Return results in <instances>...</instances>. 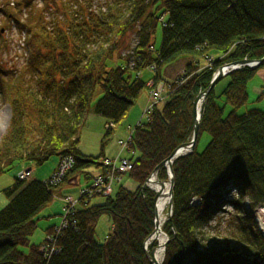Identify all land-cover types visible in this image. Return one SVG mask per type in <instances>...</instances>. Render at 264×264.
Returning <instances> with one entry per match:
<instances>
[{
	"label": "trees",
	"instance_id": "obj_1",
	"mask_svg": "<svg viewBox=\"0 0 264 264\" xmlns=\"http://www.w3.org/2000/svg\"><path fill=\"white\" fill-rule=\"evenodd\" d=\"M95 1L5 4L10 10L5 15L18 21L29 40L24 64L2 70L0 89L12 118L0 143V176L24 163L41 166L53 156L72 157L74 164L58 185L50 179L16 178L4 190L9 202L0 211V264H149L144 244L155 231V193L146 182L192 139L194 101L209 88L215 71L228 63L264 58V0H112L104 11V6L93 10ZM159 27L162 43L155 50ZM129 33L137 44L123 56ZM212 55L215 67L204 69L202 62ZM182 59L187 60L184 73L163 79V69ZM146 69L155 73L150 86L140 77ZM260 69L264 63L234 71L216 85L205 101L197 140L208 133L210 142L204 151L196 149L173 165V214L163 226L170 239L164 264H264V238L253 218L264 207V111L236 113L247 103L248 83ZM163 82L168 84L166 100L135 127L126 149L132 157L138 154L130 159L129 175L116 174L119 180L109 196L80 194L69 223L41 244L47 253L40 246L20 252L40 213L64 186L81 176L91 180L90 168L103 176L112 172L104 154L115 130L141 95ZM221 99L233 108L228 115ZM91 115L105 119L107 126L97 156L79 149ZM158 177L167 179L165 168ZM126 178L136 184L135 190L123 186ZM96 198L102 201L92 204ZM227 207L234 218L227 220L228 235L219 240L200 235ZM103 216L111 219L112 230L100 243L95 233Z\"/></svg>",
	"mask_w": 264,
	"mask_h": 264
},
{
	"label": "rangeland",
	"instance_id": "obj_2",
	"mask_svg": "<svg viewBox=\"0 0 264 264\" xmlns=\"http://www.w3.org/2000/svg\"><path fill=\"white\" fill-rule=\"evenodd\" d=\"M6 1L8 0H0V81H2V79L5 77V73L3 75L2 70L6 72V71L12 70L13 68L20 67L24 64V62L26 61L28 57L27 50H26V42L27 40H29L28 39L29 36L20 32L21 27L20 25L18 26V21H16L15 19H12L13 21H11L5 15L6 12L10 13V10L5 6ZM9 1L13 2L14 0H9ZM63 1L64 0H62V2ZM111 1L112 0H96L95 2H93V10L99 11L104 6L103 7V11H104L107 9V4H109ZM35 3L36 5L40 7L42 6V4H44V2L42 3V0H35ZM13 15L17 18L19 17L21 18L19 13H17L16 15L13 13ZM125 43L126 44L123 47H121L122 49L121 53L123 56L130 54L133 48L136 46L137 41H136L135 34L129 33L127 37L125 38ZM161 43H162V34H161V27H159L156 33V36H155V44H154L155 50L160 48ZM226 58L227 57H223L222 59H226ZM215 60H216V57H214L213 55L210 57H207V59L202 62V65L206 66L203 68L213 69L215 67ZM251 61H254V60H251ZM230 64L232 63L225 64L224 66H227ZM186 65H187L186 59L179 60L173 65H170L166 67L165 69H163L161 75L163 79H165L166 81L174 80L176 79L177 76L184 73V69ZM259 66L260 65L256 62V63L251 64L250 67L240 66L235 71L242 70L243 68L256 69ZM219 69L215 71L214 77L219 74ZM154 76H155V73L151 69L144 70L140 75L142 80L145 82L152 81ZM166 84L167 83L163 82L160 87L161 94H165V96L167 94L165 92L168 90V84L167 85ZM247 87H248V94H249L248 101L244 106L237 109L236 113H238L239 115H243L247 113L248 111H250L251 109H260L264 111V69H260L256 72L253 79L248 83ZM220 88L221 87H219L218 89ZM100 94L101 92L99 91L97 93V96ZM162 96L163 95H161V97ZM157 101L158 103L161 102L160 100H157ZM151 102H153V96L149 91H146L145 93L141 95L137 104L133 107V109L127 116V119L124 121V123L119 128L115 130L113 139L111 140L110 144L107 146L105 150V154H104L105 160H114V162L115 161L119 162L121 160L120 157H118L120 151L123 149L124 144L126 142H128V146H130L131 142L133 141L132 134L135 130V127L140 125L141 122L147 120L146 116L149 113V111H147V107L149 103ZM155 102L156 101H154V103ZM219 103H220L219 105L225 108V115H228L233 110V108L230 105L225 104L224 99H221ZM90 117L91 116L88 117L86 126L82 130V133H81L82 138L86 136L90 138L86 140L84 143H82L79 146V149L82 153L86 155L97 156L101 152V141L105 134V128L107 126H105V122H106L105 119L101 117H96L92 119L91 121H89ZM11 118H12L11 108L9 104L7 103L6 98L0 89V143L3 137L5 136V134L7 133V130L11 122ZM96 128L99 131L94 134V131ZM130 139L132 140L130 141ZM192 139L189 142H191ZM210 139L211 138L208 133H203L200 136L199 141L196 142L195 150L198 149V152L204 151L206 146L210 142ZM133 155L134 156L132 157L131 153L124 151L122 152L121 157L124 160L131 159L132 161H135L138 157V154L136 155V153H134ZM58 161H59V157L53 156L52 158H50V160H48L45 164L41 166L36 165L35 163H24V164L14 167L6 174L0 176V211H2V209L5 208V206L9 202V199L4 194V190L11 188L16 178L20 179L19 175L24 173V172H21L22 170L24 171L27 169H32L33 170L32 175L28 178H32L33 180H39V181L44 182V181H47L51 177L52 173L56 170L58 166L57 165ZM131 165L133 168L132 162H131ZM131 170L126 171L127 176L129 175V172H131ZM165 171H166L167 179L161 180L158 177V173L154 175L152 174V176L148 180V183L149 181L152 180L153 177H156L157 181L168 183L169 182V172L167 169H165ZM87 173L90 176H92L91 180H89L90 178L88 179L85 176L77 177L76 179L73 180L72 183L64 186L63 187L64 189L62 190V193L60 194V196L55 197L54 202L48 207H46L40 213L39 217L36 220L37 228L34 231V233L30 236L29 244L27 246H20L19 247L20 252L24 254H28L30 252L31 246H40L41 247L40 252L47 253L49 251L47 248L43 247L44 245H41V244L44 243L47 239L49 241L48 237L50 236V234L52 235L54 232L57 233V231L55 230L61 227L62 222H63V217H64V206H65L64 199H67V198L69 199L73 197L74 200L76 201L79 200V198L82 197L80 196V192L83 188L84 190H86L90 187L91 190H94L95 187L90 184L91 181H94L95 179H97L98 181L104 177L101 174V170H97L96 168H90L89 170H87ZM123 182L121 183L126 189L135 190L136 184L133 181H131L129 178H126L125 181L123 180ZM148 183H146L145 185L148 189L151 190V187H149V185L147 186ZM154 193L156 197V192ZM87 195L93 196L95 195V192L87 193ZM101 201H102L101 198H96L95 200H92V204L96 202L98 203ZM196 201H197L196 199L192 200L191 204L194 205L193 203H195ZM69 205H70V201H69L68 206ZM79 207L80 206H78V208ZM259 208L261 209L264 207H259ZM232 211L233 209L231 207H227L226 209H224V211L219 212V214L214 218V220H212L209 223L208 226L205 227V229L202 231L203 233L200 235L204 237L209 236L211 238H217L218 240L219 238H225V236L228 235L226 234V231L229 230L228 228L229 224L227 225V220H232V222H234V218H232L233 216H229L228 214V212H232ZM169 213H170V208L168 206L165 211L166 222L168 221ZM172 214H173V210H172ZM166 222L163 223L162 229H161L162 234L164 236L166 234L163 231V226L166 224ZM257 226L260 231V234L264 238V228H261L258 223H257ZM111 230H112L111 219L108 216L101 217L96 227V233H95L96 241L103 243L107 239L109 234L111 233ZM231 230H236V229L234 228V226H232ZM154 235L155 234L153 233L144 244V249L147 254V259H148V255L152 256L153 251H154V257H155V250L158 247L157 242L153 244L150 243ZM165 237L166 239L170 240L167 235ZM207 244H209V242ZM213 244H215V241ZM166 253H167V248L165 250V247H164V257L162 259L161 264H164L166 260ZM148 262H149V259H148Z\"/></svg>",
	"mask_w": 264,
	"mask_h": 264
},
{
	"label": "water",
	"instance_id": "obj_3",
	"mask_svg": "<svg viewBox=\"0 0 264 264\" xmlns=\"http://www.w3.org/2000/svg\"><path fill=\"white\" fill-rule=\"evenodd\" d=\"M256 62L259 65H261L264 63V58L262 60H259V61L243 60V61L235 62V63H232L230 65L221 67L219 69V74L217 76H215V78L213 79V81L210 84V87L206 91L200 93L195 99V102H194L195 123H194V133H193L192 141L189 143H186V144L182 145L180 148H178L168 160L163 162L154 171L153 175L157 174L162 168L167 169V167H169V183H170L171 189H170V202H169L170 213L168 216V221L172 218V210H173V197H174V186H175L173 165L178 158H180L181 156H185V155H187V154H189L195 150L197 138H198L199 132H200V121H201V117H202V112L204 111V105H205V101H206L207 97L209 96L211 91L215 88L217 83L221 79H223L226 76V74H228V72L227 73L224 72L225 68H230V72H233V71L237 70L238 67H240V66L250 67L251 64L256 63ZM198 106H199V110H198ZM158 182L165 184V182H162V181H158ZM160 194L161 193L156 192V197L154 199V217H155V232H154V234L157 233V229H158L156 208H157V202L160 198ZM168 242H169V240L167 239L166 244H165V250L167 248ZM148 259H149L150 264H157V260L154 257V251H153L152 256L148 255Z\"/></svg>",
	"mask_w": 264,
	"mask_h": 264
},
{
	"label": "bare ground",
	"instance_id": "obj_4",
	"mask_svg": "<svg viewBox=\"0 0 264 264\" xmlns=\"http://www.w3.org/2000/svg\"><path fill=\"white\" fill-rule=\"evenodd\" d=\"M246 60H248V59H246ZM224 72L225 73L228 72V74H226V76L232 73V72H230V68H225L224 69ZM213 78H215V77L213 76ZM200 93H202V92H200ZM161 95H163V96L161 97ZM158 97L161 98V99H163V100H166V97H165L164 94H160ZM157 104H158V101L155 102V106ZM198 110H199V106H198ZM202 114H203V112H202ZM91 116H93V115H91ZM131 140L132 139H130V141ZM127 148H129L128 147V142H126L124 144V147L120 151L118 157H120L121 154H122V152L126 151ZM61 158H62V156L59 157V161H58V164L57 165H59L60 162L62 161ZM127 163L131 165V160L127 159L126 160V164ZM167 170L169 172V167H167ZM31 171H33V170L32 169H27V170H24V171L22 170L21 172L28 173V172H31ZM146 183H148V181ZM148 185H149V187H151V190L152 191L161 193L160 194V198H159V200L157 202V208H156L158 229H157V233L153 236V238L151 239V242H150L151 244H153L155 242L158 243V247L155 250V258L157 260V264H161L162 263V259L164 257V247H165V243H166V240H167L166 237L162 234V230L161 229H162L163 223L166 222L165 211H166V208L169 206V202H170V189H171V187H170V183L169 182L168 183H165V184L159 183L157 181L156 177H153L152 180L147 184V186ZM232 188H234V187H232ZM80 194H83V190H81ZM70 199H71V202L72 203H70L69 206H68L69 203L66 201V199H64L65 206H64V217L63 218H64V222L66 224L69 223L68 216H73L74 208L77 207V204H78V201H79V200H77V201L74 200L73 197H71ZM54 200H55V198L53 199L52 203L54 202ZM253 213H254L253 218L258 223L259 222V217L258 216H255V212H253ZM64 222H62V223H64ZM261 227L264 228V220H263V223H262Z\"/></svg>",
	"mask_w": 264,
	"mask_h": 264
},
{
	"label": "built area",
	"instance_id": "obj_5",
	"mask_svg": "<svg viewBox=\"0 0 264 264\" xmlns=\"http://www.w3.org/2000/svg\"><path fill=\"white\" fill-rule=\"evenodd\" d=\"M160 87H161V85H159L152 94L154 101L162 100L158 97L161 94V88ZM154 105H152L150 107V109L148 110L149 112L153 109ZM61 160L62 161L60 162L58 169L55 171V173L53 174V176L50 180L51 185L60 184L64 180V178L66 177L68 172L71 170V168L73 167L74 159L72 157H63ZM117 163H119V164H117ZM107 166L112 169V172L107 174L106 176H104L102 179H100L98 181H97V179H95L91 184L92 186L95 187V189L91 190V188L89 187L88 189H86L83 192V194L95 192V195H98V196L102 195V196L106 197V196L111 195L113 192V183L116 180H119L116 174L120 172L122 175H126V171L131 170V168H132V165H130L128 163L126 164V160H124V159L120 160L119 162L115 161L114 163L107 162ZM28 177H29V173H22L20 175L21 180H24ZM100 183H101V185H100ZM66 201L68 203H69V201H70V203H72L70 198L69 199L67 198ZM255 216L259 217L258 224L261 227L263 220H264V208H261V209L259 208L258 210H256ZM63 222H64V219H63ZM65 225H66V223L64 222V223H62L61 227H65Z\"/></svg>",
	"mask_w": 264,
	"mask_h": 264
},
{
	"label": "crops",
	"instance_id": "obj_6",
	"mask_svg": "<svg viewBox=\"0 0 264 264\" xmlns=\"http://www.w3.org/2000/svg\"><path fill=\"white\" fill-rule=\"evenodd\" d=\"M152 84V81H149L148 82V85L150 86ZM97 116H91L90 118H89V121H91L92 119H94V118H96ZM105 126H106V122H105ZM99 130L96 128L95 129V131H94V134L95 133H97ZM92 137V136H91ZM90 137H88V136H86V137H83L82 138V136H81V138H80V143H79V146L82 144V143H84L86 140H88ZM58 163V162H57Z\"/></svg>",
	"mask_w": 264,
	"mask_h": 264
}]
</instances>
